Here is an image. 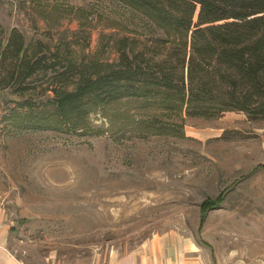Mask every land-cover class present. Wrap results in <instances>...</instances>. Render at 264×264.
Instances as JSON below:
<instances>
[{"label": "rangeland", "instance_id": "rangeland-1", "mask_svg": "<svg viewBox=\"0 0 264 264\" xmlns=\"http://www.w3.org/2000/svg\"><path fill=\"white\" fill-rule=\"evenodd\" d=\"M0 26L88 64L116 61L123 37L139 49L164 34L122 0H0ZM42 75L0 90V206L25 264H114L165 233L191 239L202 264H264V120L229 111L155 134L156 111L122 100L81 129L35 125L55 108Z\"/></svg>", "mask_w": 264, "mask_h": 264}, {"label": "trees", "instance_id": "trees-1", "mask_svg": "<svg viewBox=\"0 0 264 264\" xmlns=\"http://www.w3.org/2000/svg\"><path fill=\"white\" fill-rule=\"evenodd\" d=\"M122 1L164 34L139 49L123 37L113 62L78 63L70 52L40 39L27 43L18 29L0 26V90L24 94L32 77L52 72L44 89L54 93L48 102L55 108L31 124L74 131L99 106L122 100L156 111L146 125L155 134L180 132L186 117L213 119L229 111L264 120V0ZM223 195L207 198L202 214Z\"/></svg>", "mask_w": 264, "mask_h": 264}, {"label": "crops", "instance_id": "crops-1", "mask_svg": "<svg viewBox=\"0 0 264 264\" xmlns=\"http://www.w3.org/2000/svg\"><path fill=\"white\" fill-rule=\"evenodd\" d=\"M259 167H264V164ZM14 225L12 218L0 206V264H25L9 248ZM193 245L191 239L181 234L165 233L123 253L114 264H202L201 260L195 259L198 255L193 252Z\"/></svg>", "mask_w": 264, "mask_h": 264}]
</instances>
